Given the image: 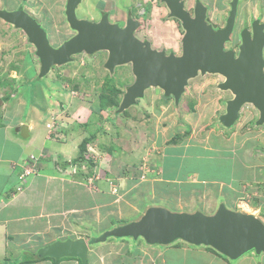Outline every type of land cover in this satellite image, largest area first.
<instances>
[{"label": "rangeland", "instance_id": "1", "mask_svg": "<svg viewBox=\"0 0 264 264\" xmlns=\"http://www.w3.org/2000/svg\"><path fill=\"white\" fill-rule=\"evenodd\" d=\"M2 1L4 0H0V4ZM16 1L18 0H6V4L14 6ZM23 1L25 2L19 3V7L24 6L31 16L45 25L52 46H59L75 34L66 21V0ZM141 1L102 0L101 4L96 5L97 0H84L77 10V16L89 19L93 9L97 13L102 12L104 9L102 5L105 4L106 7H110L107 9L112 10L109 20L123 26L127 15L134 14L136 17L133 19L139 22L134 31L138 39L148 41L153 49L180 55L184 33L181 22L170 16L169 9L162 0H144L145 3L140 4ZM183 1L185 8L193 14L196 0ZM198 1L208 7L209 22L217 27L225 25L230 0ZM260 1L262 0H238L234 28L229 41L224 45L225 49L237 51L241 29L244 27L250 29L254 19L264 21V11L256 8ZM84 15L87 16L82 17ZM1 23L0 94L7 95V91H15L20 86H26L23 81L35 74L28 72L33 74L30 76L26 68L28 63L24 65L22 61L23 55H28L32 58L31 63L35 64L36 50L22 30L0 19ZM29 46H32L33 50L27 48ZM107 57L108 53L104 50L92 54L82 51L74 54L70 61L54 65L51 68L53 72L51 78L43 80L42 77L40 81L37 80L43 87L44 97L50 99V104L54 105L52 107L47 103L49 113L42 120L48 124L50 137L52 135L58 137L61 133L60 128L69 132L70 125H76L75 128L84 126V135L89 139L86 153L91 160L85 161L87 163L84 162V165H87L88 171L99 169L98 180L103 182L101 185L97 181H94V184L93 181L90 184L84 182V187L90 188L91 192L105 202L103 206L99 205L98 209L93 211L98 216L105 217V214L109 215L115 208L114 212L117 214L114 216L117 221L126 223L137 220L153 204L167 206L174 211L195 207L203 213L211 214L214 206L218 207L223 201L227 208L235 206L241 212H252L251 214H255L264 222V124H255L258 117L257 109L252 104H245L236 125L225 127L233 128L228 134H235L233 136H236L237 140L241 138L243 142L242 150L233 155V159L236 163L239 158L242 160V172L244 171L240 180L230 182L228 193L225 194L221 186L216 187L218 183L204 185L199 182L201 174H204L205 178L219 177L218 174H212L217 171L208 167L205 156L197 157L201 160L195 164L190 160L188 164L176 162L177 154L187 155L190 159L197 156L198 145L214 149V154L219 156L216 151L217 143H221L222 139H229L217 121L225 112L227 101L233 97L229 90L220 88L224 77L217 73L201 74L199 71L196 76L188 79L178 101L172 96L168 97L170 95H166L158 86H149L134 104L120 109L126 88L134 82L135 76L131 63L116 65L112 71L109 70L105 66ZM65 95H69V103ZM0 101V104L4 102ZM64 117L65 126L62 124ZM1 118L3 119L2 115L0 123ZM61 135L63 137V134ZM171 161L176 163V167L172 166V169L177 170V166L181 167L184 177L191 175L193 169L201 173L196 171V176L191 175L192 178L183 179L187 183L194 178L195 182H191L195 184L182 191V195L177 199L169 196V187L180 183L178 177L166 174V171H169L167 165L169 166ZM95 175L98 177L96 173ZM104 224L98 225V232L103 230V233L110 229L105 230ZM90 233L96 234L93 238L102 234L93 229ZM80 234L88 235L86 229ZM250 255L257 257L253 252ZM21 256L28 255L22 253ZM3 259L1 257L0 264H5ZM15 259L8 258L10 262H14ZM48 261L51 263L52 260Z\"/></svg>", "mask_w": 264, "mask_h": 264}, {"label": "water", "instance_id": "2", "mask_svg": "<svg viewBox=\"0 0 264 264\" xmlns=\"http://www.w3.org/2000/svg\"><path fill=\"white\" fill-rule=\"evenodd\" d=\"M171 17L181 22L184 33L181 54L153 49L148 41L134 35L139 22L128 18L124 26L111 23L108 13L98 21L78 18L76 7L81 0H67L65 16L75 34L53 47L45 30L23 9H0V18L20 28L28 37L40 60L39 76L46 75L53 65L71 60L79 52L107 51L105 66L131 63L134 82L126 88L120 109L136 102L149 86H158L166 95L178 101L189 78L198 74L217 73L224 77L220 88L233 97L226 103L220 121L230 127L239 117L244 104H252L259 113L256 124H264V21L254 19L251 29L240 31L238 52L225 49L234 28L238 0L230 1V10L223 27L214 28L206 19L207 7L197 2L191 15L182 0H162ZM22 137H28V127H15ZM107 237L142 238L146 243L167 245L182 240L192 245H207L230 259L254 251L264 253V223L254 214L232 210L219 203L211 214L200 210L172 211L164 206H149L137 219L104 231L90 242H102ZM88 243L85 238L54 241L38 249L41 258L59 260L78 258L87 263Z\"/></svg>", "mask_w": 264, "mask_h": 264}, {"label": "crops", "instance_id": "3", "mask_svg": "<svg viewBox=\"0 0 264 264\" xmlns=\"http://www.w3.org/2000/svg\"><path fill=\"white\" fill-rule=\"evenodd\" d=\"M101 1L97 0L95 4H101ZM104 1L107 2V0ZM21 2L25 1L18 0L14 6H7L6 0H4L1 2L0 7H7L8 10H13ZM83 2L84 0H81L76 12ZM260 2L259 5H256V8L264 11V0ZM141 3H145L144 0ZM102 6L104 7L102 9L104 12L110 13L112 11L107 9L110 7H106L105 4ZM85 10L89 12L88 9ZM131 17L135 18L136 16L133 14ZM99 18L100 14L93 9L91 18L88 20L97 21ZM126 18L124 24L126 23ZM41 24L45 27L43 23ZM1 27L2 23L0 24ZM27 48L33 50L32 46ZM23 58L22 63L24 65L28 63L26 65L27 73L35 72V74L28 73L30 76L33 75V77L26 78L27 80L23 81L26 86H20L15 91H7V95L5 93L3 95L0 94V97L5 95L2 99L4 102L0 104V115L3 117L0 123V259L1 257L6 259L5 264H13L16 261H23L22 264H53L52 261L51 263L48 261L50 259L35 261L34 253L38 251V247L40 246L41 248L57 240H64L65 238L75 239L78 237H84L88 243L86 264H264V253L256 254L254 251H249L236 259H230L210 246L190 245L179 241L167 245H151L144 240H138L139 238L111 237L104 242L90 243L91 240L89 239L96 235L90 233L91 229L93 231L97 230L99 234L102 233L103 230L98 232L100 223H105L104 229L106 230L125 222L117 221L115 217L117 212H114L115 208L112 209L113 212L109 215L105 214V217L98 216L93 211L96 208L98 209L99 205L103 206L105 202L98 198L94 192H91L90 188L84 187V182L90 184L93 181L94 184V181H97L100 185L103 182L98 180L99 174L97 172L100 171L99 169L88 171L84 161H77L80 153V144L86 138L84 126L81 125V127L75 128L76 125H70L71 127L66 125L70 130L66 132L64 128H60L61 133L58 136L60 139L54 137V135L52 137L49 136L48 124L42 120L49 113L47 103L50 104V99L47 100L44 97L45 92L42 85L38 82L42 78L39 76L40 62L35 58L36 63L32 64V58L31 56L28 57V55H23ZM16 72L18 73L17 70ZM51 72L52 70L50 69L43 76V80L51 78L53 74ZM68 96L65 95L67 103H69ZM54 97L53 95V99ZM50 106H52V103ZM65 121L66 118L64 117L62 124ZM20 125L28 127V137H22L19 132L15 131V127ZM232 129L221 127L222 132L228 135L229 139H222L221 143H217L218 149L216 151L219 156L214 154V149L198 145L197 156L195 155L192 159L183 154H177V160L174 157L176 162L180 161L188 164V160H190L191 163L195 164L196 161L201 160L197 157L200 155L205 156L208 167L217 171L212 174H218L219 177L209 176L205 178L204 174L195 169H193L194 171L191 175L196 176V171L199 172L202 177L199 181L200 183L204 185L205 183H218L216 187L221 186L225 194L228 193L230 182L240 180L244 172H242V160L239 158L236 163L233 159V155H237V152L242 150L241 144L243 142L241 138L237 140V137L233 136L235 134H228ZM61 134H63V137H61ZM237 136L239 137V135ZM31 155L37 157V163L33 166L35 174L29 177L22 191H16L15 188L22 178L23 168L26 165L32 166L33 161L29 158ZM172 166L176 167L175 161L169 162V166L167 165L169 171H166V174L178 177L180 183H175L172 185L173 187H169V196L172 199H177L182 195V191L194 186L195 183L192 182H195V179L193 178V180L191 179L192 182L185 183V180L189 177L192 178V176L184 177L181 167L177 166L176 170L175 168L172 169ZM95 173L98 177H95ZM94 178L95 180H93ZM207 186L212 187L210 185ZM214 207L213 212L217 208L216 205ZM231 208L234 209L235 206ZM195 210L199 209L191 207L190 209L178 211L193 212ZM91 215H94L95 218H92ZM85 229L88 235L83 236L80 233ZM251 252L256 254L258 258L251 256ZM22 253L28 256L22 257ZM260 256L262 257L260 258ZM8 258L16 259L14 262H10ZM57 264H81V262L79 259L68 257L67 259H60Z\"/></svg>", "mask_w": 264, "mask_h": 264}, {"label": "clouds", "instance_id": "4", "mask_svg": "<svg viewBox=\"0 0 264 264\" xmlns=\"http://www.w3.org/2000/svg\"><path fill=\"white\" fill-rule=\"evenodd\" d=\"M183 1V0H182ZM231 1V0H230ZM66 2H67V0H66ZM184 2V1H183ZM198 2H200V1H198ZM197 3V0H196V2H195V4ZM203 4V3H202ZM79 5V4H78ZM204 5V4H203ZM238 5V4H237ZM65 6H66V4H65ZM195 6V5H194ZM207 7V6H206ZM23 9L26 13H28L29 14V12H27L26 10H25V8H24V6H21V7H17L16 9H13V10H17V9ZM77 8V7H76ZM184 8H185V6H184ZM194 8V7H193ZM0 9H5V8H1L0 7ZM186 9V8H185ZM207 9H208V7H207ZM6 10H8V9H6ZM187 10V9H186ZM230 10V9H229ZM188 11V10H187ZM208 11V10H207ZM237 11V10H236ZM189 12V11H188ZM103 13H108V19H109V12H104V11H100L99 12V14H100V18H101V15L103 14ZM190 13V12H189ZM229 13V12H228ZM191 14V13H190ZM30 15V14H29ZM76 15H77V12H76ZM192 15V14H191ZM31 16V15H30ZM31 17H33V16H31ZM66 17V16H65ZM78 17V16H77ZM34 18V17H33ZM79 18V17H78ZM99 18V19H100ZM128 18H132L133 19V17H131V16H128L127 18H126V21H127V19ZM173 18H175V17H173ZM1 20H3L2 18H0ZM35 19V18H34ZM85 19V18H84ZM177 19V18H176ZM206 19H207V21L209 22V19H208V16H207V12H206ZM36 20V19H35ZM136 20V19H135ZM178 20V19H177ZM4 21V20H3ZM37 21V20H36ZM67 21V20H66ZM98 21V20H97ZM111 23H115V22H112L111 21V19L109 20ZM261 21V20H260ZM5 23H8V22H6V21H4ZM39 24H40V26L45 30V28L42 26V24L39 22V21H37ZM67 23H68V21H67ZM210 24H212L211 22H209ZM8 24H10V23H8ZM118 24V23H117ZM126 24V23H125ZM124 24V25H125ZM11 26H13V27H15L14 25H12V24H10ZM68 25H69V23H68ZM119 25V24H118ZM123 25V26H124ZM212 26L213 27H215V28H219V27H217V26H215L214 24H212ZM69 27H70V25H69ZM223 27V26H222ZM15 28H17V27H15ZM71 28V27H70ZM17 29H20V28H17ZM72 29V28H71ZM250 29H251V24H250ZM21 30V29H20ZM46 32V31H45ZM47 34V33H46ZM47 38H48V40H49V35H47ZM29 41V40H28ZM49 43H50V41H49ZM63 43V42H62ZM32 44V43H31ZM51 44V43H50ZM33 45V44H32ZM52 45V44H51ZM34 46V45H33ZM54 47V46H53ZM35 48V47H34ZM224 48H225V46H224ZM232 50V49H231ZM233 51H235V50H233ZM236 53L238 52V48H237V51H235ZM36 53V52H35ZM73 56V55H72ZM72 56H71V58H72ZM263 56H264V49H263ZM36 58L39 60V58H38V56L36 55ZM39 62H40V60H39ZM54 66V65H53ZM52 66V67H53ZM51 67V68H52ZM50 71V70H49ZM172 96V95H171ZM173 97V96H172ZM0 100H2V99H0ZM1 102V101H0ZM245 105V104H244ZM243 105V106H244ZM242 106V107H243ZM253 106V105H252ZM242 107H241V109H242ZM254 107V106H253ZM255 108V107H254ZM241 109H240V111H239V117H238V119L240 118V115H241ZM256 109V108H255ZM258 111V110H257ZM225 113V112H224ZM224 113H222V114H224ZM221 114V115H222ZM220 115V116H221ZM220 116L218 117V123H219V125L221 126V127H223V128H225V126L222 124V122L220 121ZM258 116H259V113H258ZM237 119V120H238ZM257 119H258V117H257ZM257 119H255V120H257ZM237 120L230 126V127H234V125H236V122H237ZM255 124H256V122H255ZM257 125V124H256ZM262 125V124H261ZM230 127H227V128H230ZM30 158V160H32L33 161V163H32V166H30V165H26V167L25 168H23V170H22V173H21V180H20V183L16 186V191H22L24 188H25V185L27 184V182H28V179H29V177L31 176V175H33V174H35V169H33V166H35L36 165V163H37V161H36V158L37 157H33L32 155L29 157ZM26 170H29V175L28 176H26L25 175V171ZM222 203H224L225 204V202H223L222 201ZM226 205V204H225ZM152 206V205H151ZM227 207V206H226ZM167 208V207H166ZM229 209H232V208H229ZM233 210H237L236 208H234ZM206 214V213H205ZM257 217V216H256ZM262 221V220H261ZM263 222V221H262ZM128 223V222H127ZM264 223V222H263ZM125 224V223H124ZM122 225V224H121ZM118 226V225H117ZM84 238V237H83ZM93 238V237H92ZM91 238V239H92ZM76 239V238H75ZM91 239H89V240H91ZM142 239V238H141ZM178 240H180V239H178ZM87 241V240H86ZM176 241V240H175ZM174 241V242H175ZM182 241V240H181ZM185 242V241H184ZM173 243V242H172ZM187 243V242H186ZM171 244V243H170ZM189 244V243H188ZM154 245H160V244H154ZM70 258V257H69ZM71 258H73V257H71ZM62 259V258H61ZM60 260V259H59Z\"/></svg>", "mask_w": 264, "mask_h": 264}, {"label": "trees", "instance_id": "5", "mask_svg": "<svg viewBox=\"0 0 264 264\" xmlns=\"http://www.w3.org/2000/svg\"><path fill=\"white\" fill-rule=\"evenodd\" d=\"M128 16H131L130 14L128 15ZM168 97H171V95L170 96H168ZM88 138H85V139H83V141L81 142V144H80V147H79V151H80V153H79V155H78V157H77V161L78 160H80V161H91L87 156V153H86V144H87V142H88ZM92 163V162H91ZM178 242V241H177ZM90 243H92V242H90ZM38 248H40V246L38 247ZM38 250V249H37ZM35 254V261H39V260H46V259H50V260H52V262H53V264H57V262L59 261V260H54V259H52V258H50V257H43V258H41V257H39L38 255H37V251L34 253ZM76 259H78V258H76ZM4 262L6 261V259H4L3 260ZM26 262V261H25ZM27 262H30V261H27ZM23 263V261L21 262V261H16V262H14L13 264H22Z\"/></svg>", "mask_w": 264, "mask_h": 264}, {"label": "built area", "instance_id": "6", "mask_svg": "<svg viewBox=\"0 0 264 264\" xmlns=\"http://www.w3.org/2000/svg\"><path fill=\"white\" fill-rule=\"evenodd\" d=\"M29 173H30L29 170H26V171H25V175H26V176H28Z\"/></svg>", "mask_w": 264, "mask_h": 264}, {"label": "flooded vegetation", "instance_id": "7", "mask_svg": "<svg viewBox=\"0 0 264 264\" xmlns=\"http://www.w3.org/2000/svg\"><path fill=\"white\" fill-rule=\"evenodd\" d=\"M215 28V27H214ZM239 47V46H238Z\"/></svg>", "mask_w": 264, "mask_h": 264}]
</instances>
